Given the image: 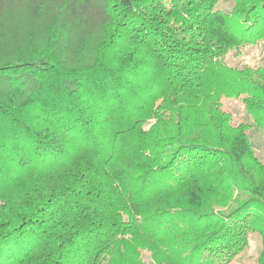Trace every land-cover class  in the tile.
I'll use <instances>...</instances> for the list:
<instances>
[{"label": "trees", "instance_id": "1", "mask_svg": "<svg viewBox=\"0 0 264 264\" xmlns=\"http://www.w3.org/2000/svg\"><path fill=\"white\" fill-rule=\"evenodd\" d=\"M221 1L0 0V264H264V0Z\"/></svg>", "mask_w": 264, "mask_h": 264}, {"label": "rangeland", "instance_id": "2", "mask_svg": "<svg viewBox=\"0 0 264 264\" xmlns=\"http://www.w3.org/2000/svg\"><path fill=\"white\" fill-rule=\"evenodd\" d=\"M233 6L234 2L232 0H223L218 7L229 11ZM226 62L237 66H264V42L230 51L226 56ZM224 108L232 112L236 123L240 121L252 122L241 99L226 100ZM249 134L257 155L264 161V133L253 125ZM261 248L262 241L260 236L256 233L251 234L249 247L230 264H255ZM143 259L146 264H155L147 252H143Z\"/></svg>", "mask_w": 264, "mask_h": 264}]
</instances>
